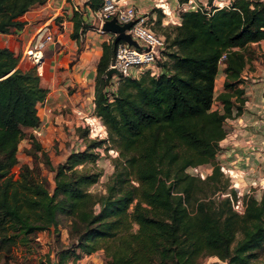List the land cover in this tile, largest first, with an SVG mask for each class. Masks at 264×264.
I'll use <instances>...</instances> for the list:
<instances>
[{
    "label": "trees",
    "instance_id": "obj_1",
    "mask_svg": "<svg viewBox=\"0 0 264 264\" xmlns=\"http://www.w3.org/2000/svg\"><path fill=\"white\" fill-rule=\"evenodd\" d=\"M35 1L41 0H0V32L20 29L21 15ZM101 1L85 0L84 6L96 9ZM83 14L72 10L75 39L86 28ZM180 16L171 38L165 34L169 47L163 50L167 59L159 63L161 71L121 77L112 99L105 76L116 43L102 42L93 99L106 138H85L86 129L81 133L77 126L85 146L53 164L36 135L28 133V152L42 156L54 171L51 189L36 165L22 163L17 176L12 171L19 141L40 122L37 103L47 88L35 65L21 68L19 52L0 46V228L15 224V236L27 242L37 230L57 225L59 211L71 214L80 234L73 236L72 247L57 252L55 264H70L67 257L75 259L100 245L102 264H191L204 254H216L227 264H264L256 260L264 251V190L259 197L243 194L241 212L232 204L233 187L232 195L214 194L221 177L229 185L216 151L226 133L224 119L242 110L244 88L238 84L249 59L247 44L264 39V0H231L208 10H183ZM223 53V89L214 97L220 110L212 106ZM109 142L117 155L99 192L90 186L101 170L83 165L95 162V146ZM203 163L212 165L205 176L187 171ZM202 184L212 190L206 192Z\"/></svg>",
    "mask_w": 264,
    "mask_h": 264
},
{
    "label": "crops",
    "instance_id": "obj_2",
    "mask_svg": "<svg viewBox=\"0 0 264 264\" xmlns=\"http://www.w3.org/2000/svg\"><path fill=\"white\" fill-rule=\"evenodd\" d=\"M120 1L134 4L140 11L147 12L154 23L167 26L180 22V10L183 8L179 3L186 0ZM84 2L85 0L35 1L21 15L24 24L20 29L0 32V46H7L20 53L21 68L35 65L42 85L47 88L45 98L37 103L40 122L37 126L27 128V132L35 134L44 149L54 142H57L58 147L66 148L60 160L71 151L70 145L76 143L75 128L80 121L86 122L89 127L88 121L92 119L89 114H93V125L98 117L94 111L93 99L96 65L102 52V42L108 41L112 33L97 32L94 29L97 19L94 14L92 17L88 9L87 14H83V19L89 26L80 32L78 39L71 37L73 6H83ZM206 8L209 9L207 6ZM45 22L52 24L57 40L46 44L40 62L35 63L25 53V49L31 43L37 27ZM246 49L253 55L241 73L244 85L242 110L225 119L226 133L219 140L221 147L218 150L222 156H216V159H219L217 161L225 175L233 182L230 185L234 184L233 188L238 193H252L259 197L264 190V187L260 189L257 185V182L264 183V39L250 41ZM224 77L223 69L219 68L215 77V86L218 84L219 91ZM66 126L70 130L67 132L68 136H65ZM90 252L84 253V256L94 254L95 259L101 261V249L95 248Z\"/></svg>",
    "mask_w": 264,
    "mask_h": 264
},
{
    "label": "rangeland",
    "instance_id": "obj_3",
    "mask_svg": "<svg viewBox=\"0 0 264 264\" xmlns=\"http://www.w3.org/2000/svg\"><path fill=\"white\" fill-rule=\"evenodd\" d=\"M217 1H222V0H217ZM205 2H206L205 6L208 7L207 0H205ZM190 4L191 6H194L195 4H197V0H190ZM78 7H79L78 10L80 12H84V14H86L87 9H86V6H84V4L83 6L78 5ZM88 26L89 24L86 21V27ZM167 26H161L158 22H155L153 24L154 29H156L158 32L160 33L163 32L166 35L167 33H169L170 34L169 39H170L174 33L172 29L173 26L172 25H167ZM80 40L83 41V38H81ZM167 42H166V48L169 47ZM163 52L160 53V57L157 59L158 64L161 61H165L167 59L165 53ZM252 55L253 54L250 51L249 58L252 57ZM18 65H19V61H18ZM219 75H222V74L219 73ZM94 83H95V80H94ZM214 87H215V92L217 91L219 92L218 84H216L215 86V82H214ZM222 89H223V86H222ZM217 101H220V100L215 98V101L213 103L214 105L212 106V108H215V106L218 105ZM59 107L63 108L62 105L60 104H59ZM220 110H222V105H221ZM92 112H93V108H92ZM81 113H83V111H81ZM89 117H92V119H89L88 121L89 127H86L87 124L85 121H84L85 122L84 126H82L81 125L82 121H80L81 124L78 125V128L76 129H78L81 133L84 132L83 129H86L87 137L85 138H94V139L106 138L107 131H106L105 125L101 123V118L98 116L97 119L94 120L95 124L93 125V114H89ZM64 129H65V136L66 134L68 136L69 133L67 132L68 131L70 132V130L67 129V126ZM28 133L29 132H27V136L22 138L18 144V150H17L18 163L12 168V171L14 172V176H17V173H18V170L21 164L24 162H27L30 166L34 167V165H36V168L38 167L39 171L42 172V174L46 175V177L48 178V187L52 188V186L54 185V182L52 180V175L54 171L49 170L47 168L48 166L42 162L41 160L43 159L42 156L39 155L37 158H33L31 154L28 152V149L30 148V145H31L30 139L28 138ZM68 142L69 141H67V143ZM53 145H56L57 147L55 146L53 148ZM70 147H72L71 148L72 150L74 145L73 146L70 145ZM46 149L51 159V162L53 164L57 163L60 160L63 152H66V148L58 147L57 142L52 143L51 146ZM94 150H96L98 154L97 158L95 159V162L88 161L83 166H86L89 169L101 170V175L99 177L98 182L90 186V189L98 190L99 192H101L103 189L104 180L108 178V175L113 170L112 158H114L117 155V150L110 142L107 144H102V145L99 144L94 147ZM217 153H218L216 155L217 158H219V156H222L220 155V152L218 150H217ZM215 160L219 161V159H216V158ZM80 167H82L81 164L77 166V168H80ZM211 167L212 165L210 163L209 164L203 163L202 165L188 166L187 171L192 174H198L199 176L203 177L207 173L210 172ZM223 173H224L223 176H228V175H225L224 170H223ZM221 179L222 180L218 183L219 187L221 188L215 187L214 194L216 196H222L225 194L232 195V192L229 191L230 187H234V184L230 185V182L232 181H230L229 179V185L226 186L225 183H223L224 182L223 177H221ZM202 185L205 188L206 192L209 193L212 190V187L206 186L205 184H202ZM257 185H259L260 189H263L264 187V183L259 184L257 182ZM234 189L236 190L235 192L236 194H235L234 199L232 200V204H233V207L237 211L241 212L243 211V208H244V205L242 202L243 195L242 193H238L236 188ZM216 192H218V194ZM94 209L97 210L98 205H95ZM57 222H58L57 225H51L47 229L45 228V229L37 230L36 232L39 231L38 236H37L38 233L36 232L32 233L27 242H23L15 236L14 234L15 224L11 225L10 223H7V222L3 223V227L0 228V264H54V262H56L55 259L57 257V252L64 247H72V245L76 242L73 236H75L78 233L80 234L78 230L73 229L71 214H67L64 211L63 212L59 211L57 213ZM136 226L137 224L134 223L133 227L135 228ZM237 238H238V234L235 236V239ZM98 240H101V239L99 238ZM74 248H75V252L81 251L79 247H74ZM96 248L101 249L103 252V247L101 245ZM88 253H91V252H88ZM94 259H95L94 254H90L89 256H84L83 252L80 256H77V258L75 259H73L72 256L67 257V260L69 261L70 264H96V263L102 264L103 254L101 255V261L97 259L93 261ZM256 260L264 262V251L259 253ZM217 263H218V257L216 254H204V255L197 257L195 261L191 264H217ZM170 264H175V263L170 262ZM184 264H187V263H184Z\"/></svg>",
    "mask_w": 264,
    "mask_h": 264
},
{
    "label": "built area",
    "instance_id": "obj_4",
    "mask_svg": "<svg viewBox=\"0 0 264 264\" xmlns=\"http://www.w3.org/2000/svg\"><path fill=\"white\" fill-rule=\"evenodd\" d=\"M205 3V0H199L197 4L191 6L190 0L183 1L179 3L183 8L180 10V12L187 9L197 8L208 10L205 6ZM207 3L210 9L212 6L219 7L223 5H229L231 3V0H212L211 3H209L207 0ZM73 9H79L78 5H74ZM86 9H89L92 17L94 14V17L97 19V23L96 25H94V29L97 32H106L107 30H104L102 28V23L104 20L112 17H114L119 23L132 21L130 26L127 27L125 31L128 32L131 37L137 41V45H133L124 40H119L116 42L115 51L108 67L114 66L118 70V72L112 73L109 79V83L106 84L105 90L109 96V99H112V92L115 91L121 77H138L145 71H147L150 75H157L161 71V66L157 63V59L160 57V53L165 49L166 37L163 32L160 33L156 29H154V19L149 16L147 12L140 11L132 3L121 2L120 0H102L98 8L91 9L86 6ZM91 27L93 28V25ZM113 36L114 33L112 32L108 40H113ZM56 40L57 37L54 35L52 24L50 22H45L43 25L37 27L34 36L31 39V43L25 49V53L30 56L32 61L38 63L43 56L42 50L45 48L46 44L48 42ZM224 58L225 53H223L218 60V69H223L225 65ZM242 83L243 79L238 85L244 88V85H242ZM216 93L217 92L213 94V98L216 96ZM214 101L215 98L213 100V103ZM217 104L218 105L215 106V108L217 107L221 109V102L217 101ZM80 124L81 123H79L78 125ZM81 125L84 126V123H82ZM84 146V136L78 135L76 133V143L74 144L72 150L82 149ZM220 147L221 146L219 145L217 150H219ZM36 233H38V236L39 231ZM217 264H227V260L219 259Z\"/></svg>",
    "mask_w": 264,
    "mask_h": 264
},
{
    "label": "water",
    "instance_id": "obj_5",
    "mask_svg": "<svg viewBox=\"0 0 264 264\" xmlns=\"http://www.w3.org/2000/svg\"><path fill=\"white\" fill-rule=\"evenodd\" d=\"M131 23L132 21L119 23L116 21L114 17H112L103 21L102 28L104 30L111 31L114 33L113 42L115 43L119 40H124L133 45H137V41L134 38H132L128 32L125 31V29L129 27ZM114 72H118V70L114 66H110L107 68L106 76H105L106 84L109 83L110 76ZM80 239H81V235L78 237V241ZM176 264H181V263L177 261Z\"/></svg>",
    "mask_w": 264,
    "mask_h": 264
},
{
    "label": "clouds",
    "instance_id": "obj_6",
    "mask_svg": "<svg viewBox=\"0 0 264 264\" xmlns=\"http://www.w3.org/2000/svg\"><path fill=\"white\" fill-rule=\"evenodd\" d=\"M218 71V70H217ZM224 71V70H223ZM217 74V73H216ZM216 77V76H215ZM214 82H215V79H214ZM218 92V91H217ZM214 93H215V87H214ZM217 95V94H216ZM209 164V163H208Z\"/></svg>",
    "mask_w": 264,
    "mask_h": 264
},
{
    "label": "bare ground",
    "instance_id": "obj_7",
    "mask_svg": "<svg viewBox=\"0 0 264 264\" xmlns=\"http://www.w3.org/2000/svg\"><path fill=\"white\" fill-rule=\"evenodd\" d=\"M218 260H219V258H218Z\"/></svg>",
    "mask_w": 264,
    "mask_h": 264
}]
</instances>
